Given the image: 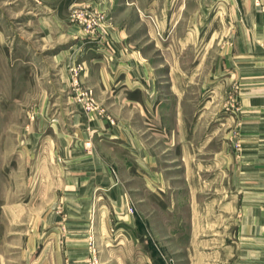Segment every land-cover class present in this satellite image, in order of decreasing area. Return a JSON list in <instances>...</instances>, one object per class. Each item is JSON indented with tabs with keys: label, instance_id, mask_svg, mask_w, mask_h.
I'll return each mask as SVG.
<instances>
[{
	"label": "rangeland",
	"instance_id": "obj_1",
	"mask_svg": "<svg viewBox=\"0 0 264 264\" xmlns=\"http://www.w3.org/2000/svg\"><path fill=\"white\" fill-rule=\"evenodd\" d=\"M114 29L146 59L167 131L185 120L182 153L151 135L140 106L83 81L82 57H113ZM94 118L155 150L161 175L124 137H98ZM95 149L119 193L100 185ZM258 152L264 0H0V264H242L238 210L251 193L239 186L253 178L240 173ZM260 240L264 264V228Z\"/></svg>",
	"mask_w": 264,
	"mask_h": 264
},
{
	"label": "crops",
	"instance_id": "obj_2",
	"mask_svg": "<svg viewBox=\"0 0 264 264\" xmlns=\"http://www.w3.org/2000/svg\"><path fill=\"white\" fill-rule=\"evenodd\" d=\"M110 33L111 36L108 45L110 47L109 51L112 53L113 57L109 59L100 51H98L99 53L95 51V53L87 54L85 58L82 57L86 69L83 73V78L92 77L93 80L92 83L88 81V78L83 81L87 85L90 83L96 94H105L108 97V103L109 101L113 102L111 97H114L115 94H121L124 104L128 106H140L144 118L142 120L145 122L142 124L149 125L147 128L152 129L151 131L153 133L151 132V135L154 137L157 136L160 142H164L167 136L168 140H170L172 144L174 143V151L179 154L182 153V144L188 142V140H186L187 136L185 137L184 133L186 128L185 120H182L180 114L177 113L176 125L174 128L168 129L167 131L166 125L159 119V116H161L159 115V111L164 112L168 103L161 95L155 97L154 93L157 92L155 91L157 85L155 84V80L149 77L150 73L146 59L141 54H135L125 48L127 42L123 39L124 33L116 29L111 30ZM80 42H82V40L77 41V44ZM70 58L72 59V57ZM75 59L77 60V55L74 56L72 61ZM150 87L151 91H149ZM114 98L116 100L118 99L117 97ZM173 108L174 110H179L180 106L175 102ZM145 110L147 111V115H145ZM148 113L151 115V118L149 117L150 115L148 116ZM81 121H83L82 118ZM91 123H93L95 131L97 130V134L101 135H98V137L109 139L110 144L113 142L111 140L115 138L114 134H117L120 138L124 137V139L120 141L123 144L122 148L129 149L131 154L138 157L140 166L144 168V170L154 175H161L160 173L162 172H154L156 166L154 163L155 150L145 149L142 143L138 141V138L135 136L134 138L130 135L124 126L113 125L109 121L99 118H94ZM262 154L258 152V155L253 156V168L250 169L249 167L243 166L240 173L243 178L244 175L245 177L251 176L253 178L252 183L242 182V185L239 186L242 187L243 192L246 189L248 193H251V197H247L246 199L242 197V203L240 202L241 204H239L241 208L238 210L239 214L237 213L238 221H240L239 230L242 231L243 235L247 236L242 239L248 242L247 245L241 248V252L244 254L243 257L248 256V261L242 264H258L260 261V238L262 237L264 228V185L262 184L264 180V154ZM93 156L94 162L98 164L97 166L101 167V169L97 168V170L103 173V178L106 179V183L103 185V183L100 182V185L106 187L110 192L119 193L122 191L124 188L122 187V183L120 184L114 181L111 169L96 149ZM188 157H190V155ZM157 180H159L157 183L159 190H164V187L170 188L168 183L162 181V178L157 176ZM186 201L187 203H185ZM180 202L181 199L178 200L173 198L171 207H174V209L172 213L175 212V207H177ZM184 203L187 204V207H190V212L192 214L195 215L197 213L195 198L184 200ZM227 205L230 206V203ZM210 210L211 209L207 206L205 216L210 213ZM177 217L180 223V214H178Z\"/></svg>",
	"mask_w": 264,
	"mask_h": 264
}]
</instances>
